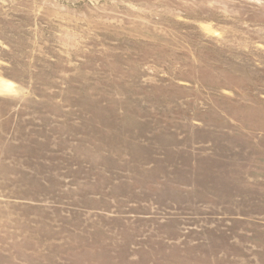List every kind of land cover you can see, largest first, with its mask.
Masks as SVG:
<instances>
[{
  "label": "rangeland",
  "instance_id": "obj_1",
  "mask_svg": "<svg viewBox=\"0 0 264 264\" xmlns=\"http://www.w3.org/2000/svg\"><path fill=\"white\" fill-rule=\"evenodd\" d=\"M0 264H264V0H0Z\"/></svg>",
  "mask_w": 264,
  "mask_h": 264
},
{
  "label": "bare ground",
  "instance_id": "obj_2",
  "mask_svg": "<svg viewBox=\"0 0 264 264\" xmlns=\"http://www.w3.org/2000/svg\"><path fill=\"white\" fill-rule=\"evenodd\" d=\"M11 90H13V84L0 78V92H7Z\"/></svg>",
  "mask_w": 264,
  "mask_h": 264
}]
</instances>
